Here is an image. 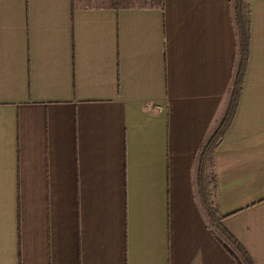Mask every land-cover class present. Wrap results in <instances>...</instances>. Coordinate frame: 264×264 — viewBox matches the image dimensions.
Returning a JSON list of instances; mask_svg holds the SVG:
<instances>
[{
    "label": "crops",
    "instance_id": "1",
    "mask_svg": "<svg viewBox=\"0 0 264 264\" xmlns=\"http://www.w3.org/2000/svg\"><path fill=\"white\" fill-rule=\"evenodd\" d=\"M0 0V264H243L199 203L239 61L233 0ZM216 149L222 226L264 264V0Z\"/></svg>",
    "mask_w": 264,
    "mask_h": 264
},
{
    "label": "trees",
    "instance_id": "2",
    "mask_svg": "<svg viewBox=\"0 0 264 264\" xmlns=\"http://www.w3.org/2000/svg\"><path fill=\"white\" fill-rule=\"evenodd\" d=\"M162 0H153L152 5L161 4ZM235 5L234 17L236 18V27L239 31V61L236 67V77L233 80V88L230 92V103L227 111L218 123V127L213 130L207 143L203 145L198 159L197 190L199 193V203L203 207V212L210 219V224L215 230L216 238L222 244H226L227 248H232L236 253L241 255L243 264H253V259L246 252L243 246L237 241L232 234L222 226L224 215L220 212V207L215 200L217 192L218 179L215 174L214 157L216 149L225 139V134L232 125L233 118L237 114V105L240 102L241 90H243V81L246 76V68L249 63L250 38L252 19L250 18V6L245 0H233Z\"/></svg>",
    "mask_w": 264,
    "mask_h": 264
},
{
    "label": "rangeland",
    "instance_id": "3",
    "mask_svg": "<svg viewBox=\"0 0 264 264\" xmlns=\"http://www.w3.org/2000/svg\"><path fill=\"white\" fill-rule=\"evenodd\" d=\"M130 2H132V3H138V0H132Z\"/></svg>",
    "mask_w": 264,
    "mask_h": 264
}]
</instances>
